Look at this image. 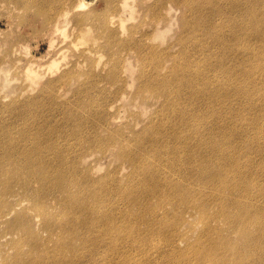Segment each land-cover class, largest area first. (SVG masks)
<instances>
[{"label": "bare ground", "instance_id": "6f19581e", "mask_svg": "<svg viewBox=\"0 0 264 264\" xmlns=\"http://www.w3.org/2000/svg\"><path fill=\"white\" fill-rule=\"evenodd\" d=\"M168 4H182L185 8L180 17L181 37L186 35L190 40L186 47L174 52L165 44L166 29L163 28L171 19ZM246 5L256 9L253 7L244 13ZM139 7L142 12L134 11L131 0H0V21L5 19L6 26L12 30L3 37L5 43L11 38L39 34L52 46L62 36L66 40L67 29L73 32L65 49H55L44 66L38 63L32 66L40 58L36 55L27 61L26 68L29 75L48 84L49 90L55 92L62 86L72 88L81 75L88 76L84 84L76 87L90 100L89 114L83 120L87 127L77 131L71 124L58 128L39 121L31 127L28 122H19L25 114L37 113L34 101L26 104L17 98L0 105V185L3 184L0 200L19 194L18 191L32 195L34 207L31 210L36 211L35 216L43 215L55 222L58 215L43 207L54 205L68 215L62 223L65 237H71L72 228L76 226L73 214L79 216V213L94 211L80 220L81 227L92 222L100 225L91 231L81 230L78 237H89V241L66 263L76 264L77 254L98 250L96 242L112 241L119 247L125 237L135 241L145 239L136 235L131 220L110 224L127 215L123 213L117 218L107 213V204L114 208L116 203L111 198L121 190L126 193L122 197L126 201L136 187L146 189L148 183L152 186L161 183V187L168 185L166 197L185 202L189 190L175 184L185 180L188 173L206 182L227 175L221 191L212 196L225 198L220 202L223 213L228 214L230 221L238 223L240 236H250L251 250L257 256L253 264H264V207L256 209L259 202L256 198L252 201L255 204L249 206L244 195L236 199L232 194L240 185L237 177L264 179V153L256 162L247 147L250 129H256L251 147L264 143V0H153L149 4L142 1ZM200 30L214 34L215 40L207 41ZM190 45L192 47H188ZM193 48L202 49L216 61L207 63L197 59L202 51L195 55L190 51ZM68 55L74 57L72 64L63 67L70 61ZM169 57L174 61L168 66ZM61 60L64 61L62 66ZM135 85L134 97H146V91L163 97L167 114L164 117L163 112L157 119L159 125L154 126L151 136H135L131 143L123 144L119 130L124 132L129 126L120 125L123 123L116 115L118 110L114 103L125 96L129 86ZM62 111L70 121L78 115L73 109ZM220 126L223 129L215 133ZM135 127L131 126V130ZM103 129L107 133L101 136ZM179 131L182 132L177 136L180 142L172 137V132ZM27 137L32 141L31 146L26 142ZM152 140L157 144L150 143ZM183 143H189L202 155L198 163L184 167V178L178 180L171 177L170 170L180 165L174 155ZM88 145L106 146L122 159L121 162L128 160L134 166L124 186L115 182L104 184L105 178H92L80 169L79 159L89 153L78 151ZM203 147L209 150L208 155L200 152ZM145 149L149 155L157 156L145 154ZM85 162L87 158L81 161ZM120 170L121 166L116 172ZM73 178L76 182H71ZM134 178H137L136 183L132 181ZM257 188L264 190L262 184ZM148 192L141 190L144 196ZM258 195L264 197V191H259ZM135 199L131 202L136 203ZM11 213L12 210L0 209V215L6 214L5 218ZM29 215L27 211L18 219L8 221V231L0 234V240L7 234L27 233L33 218H27ZM252 227L256 230H249ZM23 240L30 239L20 238L11 243ZM61 245L55 244L46 258L34 259V264H55L63 254ZM27 254L18 251L20 264L27 263Z\"/></svg>", "mask_w": 264, "mask_h": 264}, {"label": "rangeland", "instance_id": "374dc122", "mask_svg": "<svg viewBox=\"0 0 264 264\" xmlns=\"http://www.w3.org/2000/svg\"><path fill=\"white\" fill-rule=\"evenodd\" d=\"M142 1L149 4L153 0H131L134 11L142 12L139 7ZM253 7V5H246L243 8L244 13ZM253 9L255 10L256 8L254 7ZM184 10L185 8H183L182 4L167 5V11L170 13L169 18L171 19H168L163 25V28L166 29L165 44L171 47L173 52L183 49L190 43L188 36L184 35L181 37L182 23L180 17ZM0 14H2L1 11ZM4 20L2 18V21H0V105L2 106L6 102L17 98L22 103L27 102L26 104L34 101L37 104L35 108L37 113L35 115L25 114L19 122H28L31 127L39 121L48 122L58 128L71 124L76 131L84 130L87 124L83 120L89 114L87 109L90 108V100L83 96L84 92L80 87L76 86L84 84L88 76L81 75L73 82L72 88L62 86L60 90L55 92V90H49L50 86L48 84H44L36 80L33 75H29L26 68L27 61L36 55L40 58L36 57L38 60L34 64L31 62L32 66L36 67V63L44 66L43 63L49 61L55 49L60 47H62L61 51L65 49V45L74 36L73 32L67 29L68 37L66 40L62 36L52 46L48 39L39 34L31 37L22 36L20 39L14 38V40L11 38L5 43L3 37L10 34L12 30L6 26ZM136 20H139V17ZM225 28L229 29L228 26H225ZM200 33L207 41H214L216 38L214 34H205L203 30H200ZM247 33H251V31L247 30ZM188 47H192V45ZM190 51L195 55L202 51L201 57L197 59H201L204 62L213 63L216 61L214 56H208L202 49L193 48ZM72 56L68 55L67 59H70V61L68 60L63 67L72 64L74 59ZM173 61L174 59L169 57L166 62L169 66ZM63 63L64 61L61 60L60 65L62 66ZM46 74L48 77L49 73ZM127 80L128 82L130 81V73ZM136 89V85L129 86L125 96L114 103V108L118 110L116 115L119 116L118 119L122 120L123 123L120 125L127 124L129 126L124 132L119 130L123 144L131 143L135 136H151L155 130L154 126L157 127L159 125L156 122L157 119L163 116V112H165L164 117L167 114V105L164 106L163 97H157L156 94L148 91L144 92L146 97H134L132 92L136 91ZM64 108L73 109V111L77 112L78 115L75 118L71 117L73 121L68 120V115L67 117L63 115L62 110ZM70 116L72 115L70 114ZM6 118H9V115ZM21 124H18V127ZM131 126H136L134 131L131 130ZM222 129L223 127L220 126L215 133ZM102 131L101 136H104L107 131L105 129ZM249 132L251 135L247 136L249 140L247 147L251 151L254 161L258 162L262 159V154L264 153V143L263 146L255 143L251 147L252 143L250 141H252V136H255L253 133L256 132V129H250ZM181 134V131L172 132V137L180 142V138L177 136ZM26 142L28 145L32 143L29 137H27ZM150 143L157 144L154 140ZM197 150L192 149L189 143H183L179 150H175L174 159L180 162V165L170 170L171 177L178 180L184 178V167L198 163L200 155H202ZM78 152L89 153V155L82 157L83 159H79L80 169L87 172V175L92 178H105L103 180L104 184L115 182L120 186H124L133 174L134 166L128 160L121 162L122 159L117 158L115 152L109 151L106 146L88 145V148H82ZM189 152L192 153L189 154ZM200 152L208 155L209 150L203 147ZM144 153L149 155L146 149ZM149 156L156 157L157 154ZM85 158H87V162L81 163ZM120 166L121 170L116 172L117 167ZM217 168L221 170L220 165ZM227 179L228 176L223 175L206 182L200 181L192 177V173H188L185 180L178 181L175 184L177 187H185L189 190V198L185 202L180 199L174 200L166 197L168 185L161 187V183L154 186L148 183L149 186L146 189L136 187L133 195H129L130 197L126 201L122 199L126 193L121 190L111 198V201L115 202L116 206L111 208L107 204V213L109 216L114 214L117 218H120L123 213L127 215L110 224L131 220L135 224L133 229L136 230V235L145 236V239L143 241H135L130 237H125L119 247L112 241L96 242L95 245L99 246L96 252L77 254L74 263L86 261L87 264H253L254 261H257V256L251 250L250 236H240L241 230L238 223L234 222V220L230 221L228 214L223 213L220 202L225 198L217 196L214 199L212 196V193L221 191ZM132 181L136 183L137 178ZM71 182H76V180L73 178ZM237 182L240 184L239 188L232 193L234 197H237L236 199L244 195L245 200L251 206L255 204L252 201L256 198L259 201L256 203V209L264 207V197L258 195L259 191L264 190L257 188L258 184H262L264 187V179L250 178L243 180V178L237 177ZM69 187L73 191L76 190L70 183ZM141 190H149V192L144 196ZM17 193L19 194L0 200V209L5 208L7 212L12 210V213L7 218H5L7 213L4 216L0 215V234L8 231L6 226L8 221L18 219L22 214L25 215L27 211L30 212L27 218L33 217L32 223L27 233L23 235L7 234L5 238L0 240V264H20L17 259L19 250L24 253L28 252L26 264H34V259L46 258L50 249L59 243H62L60 250L63 254L55 264H66L68 259L77 253L83 244L89 241V237H78L82 233L81 230L91 231L100 225L92 222L86 227H81V218L86 214H93L94 211L79 213V216L73 214L76 226L72 228V236L65 237L62 223L66 221L68 215L54 208V205L49 206L50 204H47L43 207L53 211L58 217L54 222L40 215V220V217L37 218L35 216L36 211L31 210L34 207V197L23 194L21 191ZM132 196L136 197V199ZM132 199H135L136 203H132ZM128 202L129 205L127 204ZM50 225L54 227L52 229L48 228ZM150 225H152L151 228ZM249 230L253 231L256 228L252 227ZM20 238L30 240H23L14 245L11 243V240ZM103 250L104 253H101Z\"/></svg>", "mask_w": 264, "mask_h": 264}]
</instances>
